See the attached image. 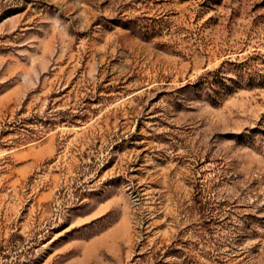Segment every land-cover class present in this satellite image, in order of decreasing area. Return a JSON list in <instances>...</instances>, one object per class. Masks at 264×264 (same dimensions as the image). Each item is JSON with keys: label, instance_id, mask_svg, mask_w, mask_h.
Here are the masks:
<instances>
[{"label": "rangeland", "instance_id": "obj_1", "mask_svg": "<svg viewBox=\"0 0 264 264\" xmlns=\"http://www.w3.org/2000/svg\"><path fill=\"white\" fill-rule=\"evenodd\" d=\"M0 264H264V0H0Z\"/></svg>", "mask_w": 264, "mask_h": 264}]
</instances>
